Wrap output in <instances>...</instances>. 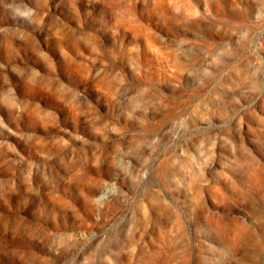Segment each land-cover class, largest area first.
Segmentation results:
<instances>
[{
	"label": "rangeland",
	"instance_id": "rangeland-1",
	"mask_svg": "<svg viewBox=\"0 0 264 264\" xmlns=\"http://www.w3.org/2000/svg\"><path fill=\"white\" fill-rule=\"evenodd\" d=\"M0 264H264V0H0Z\"/></svg>",
	"mask_w": 264,
	"mask_h": 264
},
{
	"label": "bare ground",
	"instance_id": "bare-ground-1",
	"mask_svg": "<svg viewBox=\"0 0 264 264\" xmlns=\"http://www.w3.org/2000/svg\"><path fill=\"white\" fill-rule=\"evenodd\" d=\"M109 194H110V191H109V190H106V191L103 193L102 199H105Z\"/></svg>",
	"mask_w": 264,
	"mask_h": 264
}]
</instances>
